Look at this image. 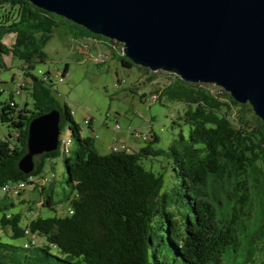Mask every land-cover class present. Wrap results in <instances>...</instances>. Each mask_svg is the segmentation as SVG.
I'll list each match as a JSON object with an SVG mask.
<instances>
[{
	"label": "trees",
	"instance_id": "trees-1",
	"mask_svg": "<svg viewBox=\"0 0 264 264\" xmlns=\"http://www.w3.org/2000/svg\"><path fill=\"white\" fill-rule=\"evenodd\" d=\"M63 18L27 0H0L1 60H21L32 98L31 108L12 106L14 94L2 98L0 87V121L11 129L8 138H0V186L23 180L39 187L38 178L18 168L33 117L60 109V126L71 129L75 142L72 149L61 144L37 155L32 173L42 177L52 160L62 158L72 188L64 215L27 216L22 224L21 212H9L16 206L12 195L0 196V264H264V128L256 114L255 123L247 116L252 107L225 90L165 72L169 80L155 90L157 100L182 104L178 117L188 134L180 132L168 150L154 147V132L139 151L100 153L91 136H82L50 78L33 71L35 63L47 60L44 47ZM70 26L75 38L107 42L114 54L119 49L124 67L152 72L127 58L121 42L103 40L72 21ZM235 107L239 122L232 118ZM158 156L167 159L160 169L147 166L145 160ZM43 206L55 208L49 194ZM25 227L38 236V245L3 240L29 238Z\"/></svg>",
	"mask_w": 264,
	"mask_h": 264
},
{
	"label": "water",
	"instance_id": "water-1",
	"mask_svg": "<svg viewBox=\"0 0 264 264\" xmlns=\"http://www.w3.org/2000/svg\"><path fill=\"white\" fill-rule=\"evenodd\" d=\"M123 43L134 64L185 82L212 83L249 103L264 128V0H27ZM61 110L30 120L18 168L59 147Z\"/></svg>",
	"mask_w": 264,
	"mask_h": 264
},
{
	"label": "rangeland",
	"instance_id": "rangeland-1",
	"mask_svg": "<svg viewBox=\"0 0 264 264\" xmlns=\"http://www.w3.org/2000/svg\"><path fill=\"white\" fill-rule=\"evenodd\" d=\"M70 25L71 21L66 18L60 20V25L55 28L52 37L44 47L48 56L47 60L35 63L33 71L36 74H39V71L52 74L59 100L63 105L67 104L73 111L82 136H91L100 153H108L115 148L123 149L122 145L113 144L115 138L121 142V136L124 134V144L136 143L134 139L137 138L134 134L136 130L142 135L152 134L149 133L151 130L156 132L159 135V141L154 147L166 150L170 148L173 140L179 137L180 132L188 134V126L178 117L179 110L184 108L182 104L169 100L167 97L156 101L151 98V95L155 94V90L169 80L165 71L159 70L154 73L142 71L136 66L124 67L121 63L122 60L118 57L119 49H114L118 51L114 54L107 42L103 43L101 40L91 37L86 40L75 38L74 30ZM101 38L110 40L105 36H101ZM5 40L8 45L12 44L14 35L6 36ZM110 41L112 42V40ZM1 57L0 55V87L4 89L2 98L6 99L17 87L13 77L15 76L16 79L21 77V60L18 58L12 60V56H4L2 62ZM4 62L8 68L1 65ZM67 66L68 72L65 75L64 70ZM119 80H123V83L117 86ZM202 85L213 91L225 90L212 83H203ZM14 96L18 103L21 105L29 103L28 107L31 108L30 91L24 89L21 96L18 94ZM238 110V107L232 110V118L236 122H239ZM252 113L255 114L253 108L246 111L247 116L255 123ZM86 119H89L88 124L85 123ZM117 124L120 125V129H116ZM10 133L11 129L8 124L0 121V138H8ZM61 135L67 136V139L71 141V143L70 141L67 143L68 149L75 147L69 127L62 130ZM126 139L128 141H125ZM137 139L141 146L148 143L142 138ZM126 149L129 150V147L126 146ZM157 160L167 162L165 156H158L150 157L145 160V163L158 170L162 166ZM63 164L62 158H57L55 172L48 176V180L41 179L38 188H35L31 183L21 192V196L11 194L16 206L12 207L9 212H21L25 219L22 224L28 221L27 216L33 218V214L28 213L31 209L36 215L46 217L65 214L69 207L67 197L72 188L65 180L68 174ZM52 176L55 179L50 189L48 186L51 184ZM2 192L0 189V196H4ZM48 194L53 198L55 208L41 205L42 200L47 198ZM0 234L2 238L4 233L0 232ZM3 240L22 245L26 239L22 237L18 240L7 238H3Z\"/></svg>",
	"mask_w": 264,
	"mask_h": 264
},
{
	"label": "built area",
	"instance_id": "built-area-1",
	"mask_svg": "<svg viewBox=\"0 0 264 264\" xmlns=\"http://www.w3.org/2000/svg\"><path fill=\"white\" fill-rule=\"evenodd\" d=\"M118 46H120L119 48L122 49L123 48V43L119 44ZM39 74H40V76H46L47 78H50V80L53 82V78L51 76L52 74L50 72H42V71H39ZM15 82H16V86L17 87H16V89L14 91V94H18V95L21 96L23 94V90L27 86L28 80L26 79L25 76H23L21 74V77L19 76V78H17V79L15 78ZM121 83H123V80H119L116 85L119 86V85H121ZM151 98L153 100H155V101L158 99V98H156V96H153V95H151ZM17 103L18 102L14 100L10 104L12 106H15ZM88 120L89 119H86L85 120V123L86 124L89 123ZM116 129H120V125L119 124L116 125ZM134 134L137 136V138H142V139L147 140V141L150 140V138L152 137V134L142 135V133L137 132V130L134 131ZM66 141H67V136H61L60 137V145L61 144H65ZM113 145L128 146L127 144H124L122 142H118L117 140L114 141V144ZM27 178H32L33 179V178H38V177L29 175ZM27 178H25V179H27ZM46 180L47 179L45 178L44 181H46ZM22 181L23 180H19V181H9L6 184L1 185L0 186V189H2V191H3L2 193H7L10 190V188H15V187L18 188L19 187V183L22 182ZM69 212L72 213V209H69ZM28 213H31V215L32 214L34 215V211H32V210L29 211ZM25 229H26L25 230L26 234H29V236H30L29 238L26 239L25 244H29V246L38 245L39 244L38 236L35 235V234H33L31 232V230H30L29 227H25ZM0 237H1V234H0Z\"/></svg>",
	"mask_w": 264,
	"mask_h": 264
},
{
	"label": "crops",
	"instance_id": "crops-1",
	"mask_svg": "<svg viewBox=\"0 0 264 264\" xmlns=\"http://www.w3.org/2000/svg\"><path fill=\"white\" fill-rule=\"evenodd\" d=\"M85 36V35H84ZM79 39H81V40H86L87 38H79ZM143 71V70H142ZM14 78V77H13ZM12 92V91H11ZM15 98V97H14ZM154 132V131H153ZM124 136H125V134L123 135V136H121V140L123 141H121L122 143H124ZM117 141L119 140L118 138H115ZM135 139V142L136 143H134V144H131V143H129V144H127L130 148H131V151H139L142 147H144V146H141L140 145V143H139V140L137 139V138H134ZM125 141H128L127 139L125 140ZM126 143V142H125ZM111 151V150H110ZM109 151V152H110ZM108 152V153H109ZM107 153V152H106ZM151 160V159H150ZM156 160V159H155ZM159 163H160V165H162L163 164V162L161 161L160 162V160H157ZM56 164H57V159H54V160H52L47 166H46V169H45V172H44V176H51V174L52 173H54L55 172V166H56ZM54 179L55 178H53L52 179V182H51V184L48 186V188H51L52 186H53V184H54Z\"/></svg>",
	"mask_w": 264,
	"mask_h": 264
},
{
	"label": "bare ground",
	"instance_id": "bare-ground-1",
	"mask_svg": "<svg viewBox=\"0 0 264 264\" xmlns=\"http://www.w3.org/2000/svg\"><path fill=\"white\" fill-rule=\"evenodd\" d=\"M120 47V46H119ZM122 50V49H121ZM153 96H156V98H158V94H154ZM67 143H68V139L66 141L65 144H63V149L66 148L67 146ZM123 149H126V146H123ZM41 182V181H40ZM26 182L22 181L19 183V187H15V188H10V190L7 192L8 194H16L18 195L20 192H22V190L26 187Z\"/></svg>",
	"mask_w": 264,
	"mask_h": 264
},
{
	"label": "clouds",
	"instance_id": "clouds-1",
	"mask_svg": "<svg viewBox=\"0 0 264 264\" xmlns=\"http://www.w3.org/2000/svg\"><path fill=\"white\" fill-rule=\"evenodd\" d=\"M121 43H122V42H121ZM122 53H123V52H122ZM151 71L154 72L153 70H151ZM156 72H158V71H156ZM156 72H154V73H156ZM13 79L15 80V76H14ZM27 86H28V85H27ZM3 90H4V89H3ZM12 93L14 94V91H12ZM14 95H15V94H14ZM72 113H73V111H72ZM73 115H74V113H73ZM149 133H152V137H153V133H154V132L151 130ZM149 133H146V134H149ZM61 136H62V135L60 134V137H61ZM152 137L150 138V140L152 139ZM115 140H116V139H115ZM115 140H114V141H115ZM150 140H148V141H150ZM118 142H119V141H118ZM59 147H60V138H59ZM59 147H58V148H59ZM128 147H129V146H128ZM111 151H112V150H111ZM128 151H131V148H130V147H129V150H128ZM29 175H32V173H30ZM32 176H33V175H32ZM36 177H37V176H36ZM52 177H53V176H52ZM45 178L48 180L49 177H48V176H44V175H43L42 177H38L39 180H41V179H45ZM53 178H54V177H53ZM51 181H52V178H51ZM37 182L39 183L40 181H37ZM34 187H35V186H34ZM45 187H46V186H45ZM21 194H22V193H21ZM21 194H20L19 196H21ZM43 201H44V199L42 200V204H41V205H43ZM36 216H37V215L34 213L33 218L36 217ZM1 236H2V235H1Z\"/></svg>",
	"mask_w": 264,
	"mask_h": 264
}]
</instances>
